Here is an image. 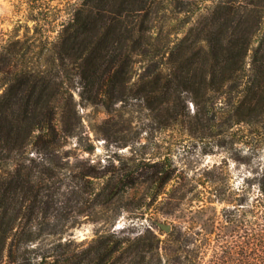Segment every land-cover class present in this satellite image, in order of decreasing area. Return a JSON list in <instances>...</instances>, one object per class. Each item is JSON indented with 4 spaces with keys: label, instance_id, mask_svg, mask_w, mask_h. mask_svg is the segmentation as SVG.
Segmentation results:
<instances>
[{
    "label": "rangeland",
    "instance_id": "rangeland-1",
    "mask_svg": "<svg viewBox=\"0 0 264 264\" xmlns=\"http://www.w3.org/2000/svg\"><path fill=\"white\" fill-rule=\"evenodd\" d=\"M83 1L0 0V96L23 69L50 73L61 132L55 146L31 144L0 163V173L29 179L19 180L0 264H264V217L251 211L264 116L241 117L240 88L195 100L186 89L163 99L140 87L148 66L169 71L168 48L190 27L211 29L222 0H156L147 22L160 50L133 56L122 98L61 66L55 44ZM235 2L244 4L239 30L226 34L249 41L251 73L264 59V0Z\"/></svg>",
    "mask_w": 264,
    "mask_h": 264
},
{
    "label": "trees",
    "instance_id": "trees-1",
    "mask_svg": "<svg viewBox=\"0 0 264 264\" xmlns=\"http://www.w3.org/2000/svg\"><path fill=\"white\" fill-rule=\"evenodd\" d=\"M155 1L84 0L55 44L61 66L76 70L86 86L103 89L112 85L110 95L119 88V97H124L133 56L151 57L160 50L147 22ZM243 5L235 0L220 1L208 17L211 29L202 33L204 28L190 27L168 48L169 71H163L158 63L148 66L147 73L140 76L141 89L147 95L157 91L163 99L172 91L186 89L199 100L207 97L209 90L240 88L242 96L237 104L241 117L247 110L255 111L256 117L264 116V59H255L251 73H247L249 41L226 34L229 28L239 30ZM49 74L35 67L23 69L0 96V163L22 156L31 144L39 148L57 144L61 132L55 121L54 95L60 88H52ZM17 163L24 165L22 158ZM19 176L17 179L12 171L0 173V262L7 245L13 244L9 241L15 228L12 204L21 187L19 180H29L23 173ZM22 191L26 193V189ZM251 211L264 217V174ZM11 254L10 248L9 257Z\"/></svg>",
    "mask_w": 264,
    "mask_h": 264
}]
</instances>
